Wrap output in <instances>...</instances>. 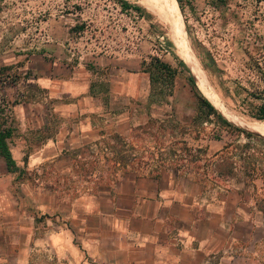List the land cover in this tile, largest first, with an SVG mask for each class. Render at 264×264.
Returning <instances> with one entry per match:
<instances>
[{
	"label": "crops",
	"instance_id": "obj_1",
	"mask_svg": "<svg viewBox=\"0 0 264 264\" xmlns=\"http://www.w3.org/2000/svg\"><path fill=\"white\" fill-rule=\"evenodd\" d=\"M42 11L29 26L0 19V127L15 166L0 155V264H264V207L236 185L205 194L147 168L65 199L39 180L48 162L128 131L149 84L138 50H96L85 29L74 34L75 11Z\"/></svg>",
	"mask_w": 264,
	"mask_h": 264
},
{
	"label": "rangeland",
	"instance_id": "obj_2",
	"mask_svg": "<svg viewBox=\"0 0 264 264\" xmlns=\"http://www.w3.org/2000/svg\"><path fill=\"white\" fill-rule=\"evenodd\" d=\"M126 1L137 8L123 7L118 0H75L69 3H62L63 0H0V19H6L14 28L20 21L23 26L34 25L43 9L45 12L56 8L70 9L76 12L72 25L74 34L85 29L80 40L91 38L98 46L96 50L107 43L123 52L133 47L140 52L141 59L147 60L148 55L155 54L176 70L172 84L163 89L164 93H171L166 100L160 103L151 100L149 84L143 89L140 97L142 111L136 112L128 131L119 133L122 140L113 133L100 136L99 142L90 147V152L86 150L84 159L75 157L66 166L62 160L48 162L39 180L49 181L59 188V194L66 199L80 195L85 187L95 189L99 184H108L127 170L160 168L199 180L205 194H217L236 185L243 196L253 197L261 204L264 197L261 183L264 181V139L252 137L248 140L245 149L249 153L244 164L248 165L249 171L243 172L239 168L241 160L230 150L236 144L240 146L244 136L222 126L214 114L209 113L205 119L199 111L187 79L189 73L193 79L194 76L176 34L153 11L135 0ZM174 1L181 15L188 47L207 86L213 88L227 110L244 118L256 119L247 112L260 99L248 93L253 84L244 80L247 77L245 61L248 60L245 49L251 48L255 35L264 37V0H180L181 8ZM259 43L260 40L252 46ZM254 51L252 49L251 53ZM179 60L185 63V68ZM11 74L15 75L16 70L12 69ZM237 79L244 89L237 88ZM194 82L201 92L195 79ZM257 84L264 86L262 81ZM148 99L150 104L146 103ZM147 106L151 109L149 114ZM0 117L9 120L5 113ZM217 133L219 138L215 137ZM223 144L228 148L220 153ZM124 154L144 156V169L123 167L119 156ZM229 155L231 157L227 159L234 160L236 168L219 174L217 164L221 163V169L227 167L225 156ZM20 178L34 182L33 174L26 170ZM254 182L258 188L256 191ZM44 264L54 262L45 260Z\"/></svg>",
	"mask_w": 264,
	"mask_h": 264
},
{
	"label": "trees",
	"instance_id": "obj_3",
	"mask_svg": "<svg viewBox=\"0 0 264 264\" xmlns=\"http://www.w3.org/2000/svg\"><path fill=\"white\" fill-rule=\"evenodd\" d=\"M120 4L123 7L132 6L133 8H137L135 5L129 4L126 0H118ZM179 8H181L180 0H176ZM260 40L259 45L252 46L253 43ZM251 48L245 49L246 54L248 55V60L245 61V64L247 66V77L244 78V80L250 82L253 84V88L248 91L250 95H252L253 98H259L260 101L257 102L254 107L249 108L247 112L250 116L256 118V119H264V86H260L257 84L258 81H262L264 83V37L261 38V35H255L250 43ZM252 49H255L253 54L251 53ZM146 59L141 60V69L145 72H147L149 85H150V92L148 94L151 95L150 99L154 100L157 103L162 102L163 100L167 99V96L171 93L167 92L164 93L163 89H165L168 85L172 84V78L175 73V68L170 65V63L162 60L159 56L153 54L148 55ZM180 65L185 68L186 65L182 60H179ZM187 79L190 84V88L193 92V95L195 97L196 106L199 109L200 112L203 113V117L206 119L207 115L209 113H212L215 115V118L219 123L222 124V126L229 127L231 130L242 133L244 136V142L239 145H234L233 150H230V152H234V154L237 155V157L241 160V163L239 164V168L243 172L248 173V165L244 164L247 160L248 156V150L245 149L247 142L250 138L256 137L260 139H264V132H258L261 135L255 134L252 132V130H246L244 128H241L238 125H235L234 123L228 121L226 118H224L214 107V105L202 94V92L199 91L197 88L194 79L189 73L187 75ZM240 79L236 80L235 85L239 89H244L242 84H240L238 81ZM160 84V86H158ZM157 88V89H156ZM236 90V87H235ZM236 92V91H235ZM166 102V101H165ZM147 104H150V100L148 99L146 101ZM146 104V105H147ZM148 108V106H147ZM255 132V131H254ZM11 135V128L9 126H2L0 127V155L2 156L5 165L7 169L14 168L13 159L10 156L6 138ZM219 135L215 134V137L219 138ZM116 137L119 135L115 134ZM122 140L121 137H118ZM124 143V142H123ZM228 148L227 144H223L220 148V153L223 151H226ZM220 155V154H219ZM144 156H135V155H129L124 154L122 156H119V160L121 161V165L126 168H134L139 167L142 168L144 166L145 159H143ZM222 158V156H220ZM231 156H225V159L230 158ZM234 160H228L227 161V167L224 169H221V163H218L217 166H219V169L217 168V171L219 174L222 173H228L231 170L235 169L236 166L234 164ZM250 163V162H249ZM262 205L264 207V197L261 198Z\"/></svg>",
	"mask_w": 264,
	"mask_h": 264
},
{
	"label": "bare ground",
	"instance_id": "obj_4",
	"mask_svg": "<svg viewBox=\"0 0 264 264\" xmlns=\"http://www.w3.org/2000/svg\"><path fill=\"white\" fill-rule=\"evenodd\" d=\"M142 4L147 9L153 11L159 18L172 29L176 34L179 42L184 48L185 55L189 62L190 69L193 73L194 79L198 84L201 92L205 97L219 110L221 115L228 121L238 125L242 128L264 132V121L257 119H248L227 110L220 102L216 92L211 86H207L206 81L196 65L194 56H192L188 47V42L185 37L184 28L180 12L174 0H135ZM188 66V67H189Z\"/></svg>",
	"mask_w": 264,
	"mask_h": 264
},
{
	"label": "water",
	"instance_id": "obj_5",
	"mask_svg": "<svg viewBox=\"0 0 264 264\" xmlns=\"http://www.w3.org/2000/svg\"><path fill=\"white\" fill-rule=\"evenodd\" d=\"M251 131V130H250ZM253 133H255V134H258V135H261L260 133H258V132H254V131H252Z\"/></svg>",
	"mask_w": 264,
	"mask_h": 264
},
{
	"label": "built area",
	"instance_id": "obj_6",
	"mask_svg": "<svg viewBox=\"0 0 264 264\" xmlns=\"http://www.w3.org/2000/svg\"><path fill=\"white\" fill-rule=\"evenodd\" d=\"M160 38L162 37V36H159Z\"/></svg>",
	"mask_w": 264,
	"mask_h": 264
}]
</instances>
